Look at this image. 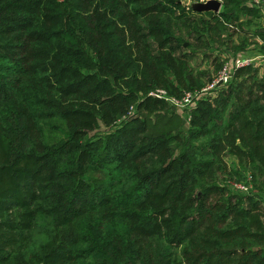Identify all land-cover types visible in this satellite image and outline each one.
<instances>
[{
    "label": "trees",
    "instance_id": "trees-1",
    "mask_svg": "<svg viewBox=\"0 0 264 264\" xmlns=\"http://www.w3.org/2000/svg\"><path fill=\"white\" fill-rule=\"evenodd\" d=\"M223 6L0 0V264H264V201L215 177L227 153L264 170V70L232 68L186 133L130 113L170 103L154 88H203L190 53L211 30L236 23L234 48L264 47V0Z\"/></svg>",
    "mask_w": 264,
    "mask_h": 264
},
{
    "label": "rangeland",
    "instance_id": "rangeland-1",
    "mask_svg": "<svg viewBox=\"0 0 264 264\" xmlns=\"http://www.w3.org/2000/svg\"><path fill=\"white\" fill-rule=\"evenodd\" d=\"M198 1L202 0H182L185 5L193 9H195L193 6L194 2ZM221 1L222 6L220 10L215 11V13H218L221 10L225 9V6H223L224 0ZM250 1L251 0H248L249 3ZM227 8L232 9L231 7ZM262 10L264 11V8H262ZM242 18L246 20L247 16H244V14H242ZM256 19L259 21V18ZM256 19L253 18L254 23L249 26L247 25L246 28H244V31H247L248 29H256L258 27V21ZM239 22L241 23V20ZM237 25L235 23V28L227 30H211V36L214 37V44L212 43L210 48L205 45H196L195 43H193L195 52L190 53V64L192 67H194L195 73L199 75L198 78L205 82L203 87H208L207 90H203V88H201L194 93H190L191 98L189 100H183V102L179 104L170 102L155 106L151 109H147L145 107L138 109L137 102H134V105H136V107L133 106L132 111L140 113L141 118L144 120V125H146L148 133L157 134L167 130L172 133H186V130L191 126L190 121L193 115L191 110L197 104L198 97H202L200 95L207 91L204 97H210L211 99L213 91L220 83L215 81L220 77V74L223 70L218 71L215 68L213 57L217 54L220 55L222 51H227V59L225 61V64H227L229 67L235 63L234 61L236 60V58L244 57L246 58V60H248V63L245 65L254 63L255 65L259 66L261 70H264V47H262V43H256L255 41H253V45H251V47L253 48H251L250 50L248 48L246 50H243L233 47L236 42L240 43L241 37H243L240 31H238L237 33L235 32L236 27L238 28L239 26ZM228 34L232 35L230 36ZM229 37H232L233 42L227 44L225 43V41L229 40ZM241 51L244 54H241ZM202 52H211L214 54L210 53L211 57L206 58L201 54ZM252 52L256 53L253 54ZM228 72H230L232 75L233 69L231 67L228 68ZM256 77H260V74L255 73L251 81L257 79ZM211 101H213V99H211ZM112 129H114L113 125L108 126L102 124L96 130L92 131V133L106 134ZM62 136L63 134L61 132L46 133V138L49 142H54ZM225 160L226 165L222 164L217 168L215 174L216 179L220 183L225 184L231 191H235L244 195L251 194L256 198H261L264 201V170H259L252 164L245 166L239 164L237 157L231 153L225 154ZM239 184L246 185L248 188L241 189L238 186Z\"/></svg>",
    "mask_w": 264,
    "mask_h": 264
},
{
    "label": "built area",
    "instance_id": "built-area-1",
    "mask_svg": "<svg viewBox=\"0 0 264 264\" xmlns=\"http://www.w3.org/2000/svg\"><path fill=\"white\" fill-rule=\"evenodd\" d=\"M253 2L255 4H260L261 0H253ZM234 62L235 63L232 66H230L231 68L243 66V65L248 63V60H246V58H244V57H238V58H236V60ZM230 67L227 64H225V66L221 69L223 71L221 72L220 77L218 79H216L215 82H221V83L227 82L230 79V77L232 76L231 73L228 72V68H230ZM207 89H208V87H203V90H207ZM190 93H193V92H187L183 98H180V97H177L175 95L169 94L168 90L165 88H162V87H157V88H154L150 91L151 95L159 97V98H164V99H166L170 102L176 103V104L183 102V100H189L191 98ZM132 108H133V106H132ZM132 108H131L130 113L134 112V111H132ZM238 186L241 189H247L248 188L246 185H242V184H239Z\"/></svg>",
    "mask_w": 264,
    "mask_h": 264
},
{
    "label": "water",
    "instance_id": "water-1",
    "mask_svg": "<svg viewBox=\"0 0 264 264\" xmlns=\"http://www.w3.org/2000/svg\"><path fill=\"white\" fill-rule=\"evenodd\" d=\"M193 6L195 9L199 11H203V10L219 11L222 6V1L221 0H202V1L194 2Z\"/></svg>",
    "mask_w": 264,
    "mask_h": 264
},
{
    "label": "crops",
    "instance_id": "crops-1",
    "mask_svg": "<svg viewBox=\"0 0 264 264\" xmlns=\"http://www.w3.org/2000/svg\"><path fill=\"white\" fill-rule=\"evenodd\" d=\"M259 56H261V55H259Z\"/></svg>",
    "mask_w": 264,
    "mask_h": 264
}]
</instances>
